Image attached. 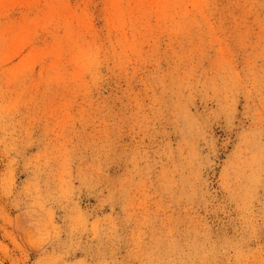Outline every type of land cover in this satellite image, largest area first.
Here are the masks:
<instances>
[{
  "label": "rangeland",
  "instance_id": "rangeland-1",
  "mask_svg": "<svg viewBox=\"0 0 264 264\" xmlns=\"http://www.w3.org/2000/svg\"><path fill=\"white\" fill-rule=\"evenodd\" d=\"M0 264H264V0H0Z\"/></svg>",
  "mask_w": 264,
  "mask_h": 264
}]
</instances>
